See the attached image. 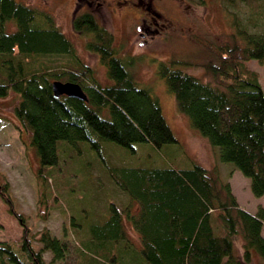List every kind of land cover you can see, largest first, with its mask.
I'll list each match as a JSON object with an SVG mask.
<instances>
[{
	"label": "trees",
	"instance_id": "trees-1",
	"mask_svg": "<svg viewBox=\"0 0 264 264\" xmlns=\"http://www.w3.org/2000/svg\"><path fill=\"white\" fill-rule=\"evenodd\" d=\"M246 1L264 7V0ZM263 9L251 10L253 19L234 15L229 23L231 47L212 49L203 44L216 61L204 68L222 88L164 65L156 73L177 112L217 148L220 162L248 179L253 197H264V91L257 74L244 62L257 47L253 37H264L259 27L264 26ZM8 23L15 29L9 30ZM71 28L83 38L84 49L104 66L105 84H99L92 68L76 57L71 41L48 16L14 0H0V98L16 96L12 115L18 129L28 132V147L38 161L36 178L53 207L64 210L51 183H55L59 158L71 146L90 153L85 158L94 162L91 167L97 164L104 171L100 177L106 174L126 198L119 197L106 213L104 208L93 218H83L78 228L71 220L75 227H69L70 237L40 233L41 246L36 250L25 221L12 208L9 184L0 175V200L21 227L18 251L0 242V263L44 264L41 253L47 251L50 262L60 264H264V209L258 205L253 213L245 211L228 183L219 182L216 174L197 164L143 168L127 166L118 156L106 162L100 158L99 144L89 137L88 128L99 139L125 148L142 142L158 148L174 143L175 137L157 98L130 76V59L116 54L112 33L85 11L73 13ZM59 56H65L64 61ZM53 81L76 83L87 101L55 97ZM102 109L108 117L99 114ZM41 194L43 200L46 196ZM255 256L260 261L254 262Z\"/></svg>",
	"mask_w": 264,
	"mask_h": 264
},
{
	"label": "rangeland",
	"instance_id": "rangeland-1",
	"mask_svg": "<svg viewBox=\"0 0 264 264\" xmlns=\"http://www.w3.org/2000/svg\"><path fill=\"white\" fill-rule=\"evenodd\" d=\"M14 1L35 10L39 15L48 16L71 41L76 57L92 68L99 84L107 82L104 66L93 53L84 49L83 38L71 28L73 11L81 1L85 3L88 0ZM90 1L87 7H81V3L79 11L91 12L98 24L112 33V46L116 54L122 60L130 59L127 67L130 76L138 85L151 90V95L157 98L162 116L175 137L174 143L158 148L143 142L125 148L99 139L88 128L89 137L99 144L100 158L106 162L118 156L128 164L127 166L143 168H188L197 164L212 175L216 174L219 182H227L238 204L254 212L255 202H264V197L256 200L249 191L248 179L234 170L230 164L220 162L217 148L211 146L205 138L189 127L186 117L177 112L171 94L166 91L156 73L158 66L164 65L170 67L169 69L193 75L211 86L222 88L216 83L214 76L204 68L206 63L215 64L216 61L208 54L203 44H208L212 49L220 46L231 47L233 39L229 23L234 19V15L242 19L246 17L253 19L252 11L256 9L260 11L264 7L255 8L252 2L246 0H151L161 17L155 27L157 33H152L151 37H148L143 34L139 25V5L134 4L137 0ZM261 19H264V9ZM7 27L9 30L15 29L13 23H8ZM259 27L264 31L263 25ZM253 38L258 41L257 47L251 58L244 62V66L257 74L261 89L264 91V37L259 35ZM59 58L61 62L65 56ZM15 100L16 96L12 93L0 98V175L9 184L12 208L25 221L31 246L37 250L41 246L37 241L40 233L48 232L57 239H61L63 235L70 237V228L75 227L70 225L71 220L78 228L77 224H81L83 218L88 219V215L89 219L93 218V214L102 213L104 208L106 213L110 210L111 204H118L119 197L124 198L125 195H120L116 191L113 183L107 180L106 174L105 177H100L104 171L99 169L97 164L91 167L94 162L90 164L85 158L90 153H82L80 146L79 150L71 146L65 156L59 158L55 183H51V187L58 195L54 196L59 197L60 204L64 206L67 214L64 210L53 207L36 178L38 161L33 150L28 147V132L22 127L18 129L12 115ZM99 114L108 117L106 109H102ZM87 144V141L82 142L85 147ZM88 151L91 154L95 153L90 148ZM41 193L46 196L43 200ZM125 228L135 246H138L135 234L127 224ZM20 235L19 223L9 213L8 206L0 200V242L12 245L16 252L19 250ZM262 252L264 256V251ZM41 257L44 264H60L50 262L51 254L47 251L42 252ZM256 261H260L258 256H255L254 262Z\"/></svg>",
	"mask_w": 264,
	"mask_h": 264
},
{
	"label": "flooded vegetation",
	"instance_id": "flooded-vegetation-1",
	"mask_svg": "<svg viewBox=\"0 0 264 264\" xmlns=\"http://www.w3.org/2000/svg\"><path fill=\"white\" fill-rule=\"evenodd\" d=\"M89 2H91L90 0H88V2L82 3V1L80 2L81 7L82 6H89ZM79 4V6H80ZM135 6L139 5V15L138 18H140V22L139 25L141 27V29L143 30V34L148 35V37H151L150 34L152 33H157V29L155 28L157 25V20L161 17L160 12L153 7L151 0H137L136 3H134ZM79 6H77L74 12L79 11ZM80 7V8H81ZM84 12V11H81ZM88 12V11H85ZM91 13V12H89Z\"/></svg>",
	"mask_w": 264,
	"mask_h": 264
},
{
	"label": "water",
	"instance_id": "water-1",
	"mask_svg": "<svg viewBox=\"0 0 264 264\" xmlns=\"http://www.w3.org/2000/svg\"><path fill=\"white\" fill-rule=\"evenodd\" d=\"M50 86L52 94L55 97L64 95L68 98L77 99L84 102L87 101L85 93L76 83L53 81L51 82Z\"/></svg>",
	"mask_w": 264,
	"mask_h": 264
},
{
	"label": "crops",
	"instance_id": "crops-1",
	"mask_svg": "<svg viewBox=\"0 0 264 264\" xmlns=\"http://www.w3.org/2000/svg\"><path fill=\"white\" fill-rule=\"evenodd\" d=\"M255 40V39H254ZM256 41V40H255ZM256 200L257 199H261L262 197H254ZM237 201V200H236ZM237 204H238V201H237ZM239 205V204H238ZM261 206L263 209H264V202H262V203H257V202H255V207H254V209L257 207V206ZM240 206V205H239ZM241 208H243L245 211H247V212H249V213H253V212H250V211H248L246 208H244V207H242V206H240ZM255 211V210H254ZM264 228V227H263ZM262 236L264 237V230L262 229Z\"/></svg>",
	"mask_w": 264,
	"mask_h": 264
}]
</instances>
